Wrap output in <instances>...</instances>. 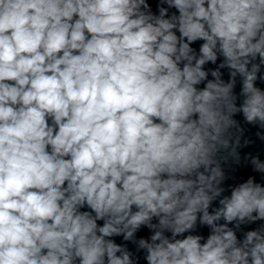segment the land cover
Here are the masks:
<instances>
[{
    "label": "clouds",
    "instance_id": "9594fccd",
    "mask_svg": "<svg viewBox=\"0 0 264 264\" xmlns=\"http://www.w3.org/2000/svg\"><path fill=\"white\" fill-rule=\"evenodd\" d=\"M0 264H264V0H0Z\"/></svg>",
    "mask_w": 264,
    "mask_h": 264
},
{
    "label": "water",
    "instance_id": "95a60500",
    "mask_svg": "<svg viewBox=\"0 0 264 264\" xmlns=\"http://www.w3.org/2000/svg\"><path fill=\"white\" fill-rule=\"evenodd\" d=\"M252 131L254 132L255 129H252ZM258 148H259V144H257V147H256V148L248 149V150H250V151H256V150H258ZM250 174H251L250 171L245 170V171L240 172V173H239V176H241V177H243V178L246 179L247 176L250 175ZM257 179H259V177H257ZM141 235H146V233H141Z\"/></svg>",
    "mask_w": 264,
    "mask_h": 264
}]
</instances>
